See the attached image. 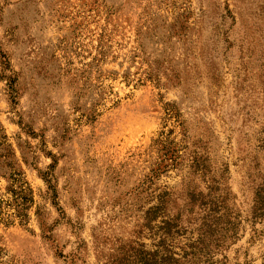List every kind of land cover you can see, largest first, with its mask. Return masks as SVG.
I'll return each instance as SVG.
<instances>
[{
  "label": "rangeland",
  "instance_id": "1",
  "mask_svg": "<svg viewBox=\"0 0 264 264\" xmlns=\"http://www.w3.org/2000/svg\"><path fill=\"white\" fill-rule=\"evenodd\" d=\"M263 188L264 0H0V264L154 249L161 194L175 252L216 206L264 264Z\"/></svg>",
  "mask_w": 264,
  "mask_h": 264
},
{
  "label": "trees",
  "instance_id": "2",
  "mask_svg": "<svg viewBox=\"0 0 264 264\" xmlns=\"http://www.w3.org/2000/svg\"><path fill=\"white\" fill-rule=\"evenodd\" d=\"M16 180H14L15 182ZM264 190V188L262 189ZM30 190H24L23 183L19 186V192L13 191L18 195L22 203H28L26 194ZM264 193V192H263ZM261 193L255 195L254 204L260 205L264 209V202H260ZM166 195H160L155 198L156 204L145 212L146 227L151 231L156 229L159 233L158 243L154 249H145V246L131 248L128 251H119L113 257H109L102 264H215L213 258L216 253L221 250L226 241L234 237V225L229 227V221L222 222L219 209L212 206L204 215L201 224L197 228V238L189 241L184 246L178 247L180 252H175V246L171 242L173 234L179 227L180 218H169L166 215L168 201ZM168 197V196H167ZM264 201V200H263ZM6 205V201L0 199V215L2 214V206ZM20 210L24 207L19 206ZM257 208L254 209V213ZM21 217V216H20ZM160 218V225L153 223ZM228 220V219H227ZM230 233V234H229ZM229 234V235H228ZM180 253V254H179Z\"/></svg>",
  "mask_w": 264,
  "mask_h": 264
}]
</instances>
